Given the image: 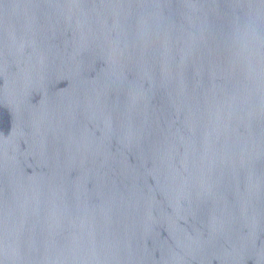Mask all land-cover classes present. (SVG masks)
I'll list each match as a JSON object with an SVG mask.
<instances>
[{"label": "water", "instance_id": "water-1", "mask_svg": "<svg viewBox=\"0 0 264 264\" xmlns=\"http://www.w3.org/2000/svg\"><path fill=\"white\" fill-rule=\"evenodd\" d=\"M0 264H264V0H0Z\"/></svg>", "mask_w": 264, "mask_h": 264}]
</instances>
